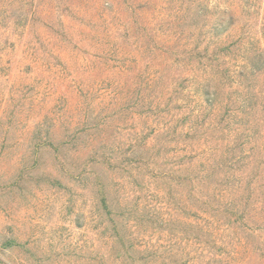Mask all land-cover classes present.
Instances as JSON below:
<instances>
[{"label": "rangeland", "instance_id": "1", "mask_svg": "<svg viewBox=\"0 0 264 264\" xmlns=\"http://www.w3.org/2000/svg\"><path fill=\"white\" fill-rule=\"evenodd\" d=\"M263 63L264 0H0V264H264Z\"/></svg>", "mask_w": 264, "mask_h": 264}, {"label": "trees", "instance_id": "2", "mask_svg": "<svg viewBox=\"0 0 264 264\" xmlns=\"http://www.w3.org/2000/svg\"><path fill=\"white\" fill-rule=\"evenodd\" d=\"M259 62H258V60H255V61H253V59H252V62H251V66L253 67V68H255L256 70H258L259 68ZM263 66H264V63L262 64ZM258 68V69H257ZM259 72V71H258ZM241 75H244L243 73L241 74ZM205 94H206V92H205ZM248 183H251V181H248ZM247 183V184H248ZM247 184H245V185H247ZM224 196V194H220V196ZM249 200L250 199H248L247 201H246V203H245V205H249ZM220 203H221V201H220ZM247 208V207H246ZM245 208V209H246ZM244 209V210H245ZM220 210H222L223 212H225L227 215L230 213V214H232V216H235L236 217V219L238 220V221H244V219L249 215L248 213H245L244 211H241V210H236L235 208H230L229 207V204L228 203H224V204H221V206H220ZM248 210V209H247ZM249 211V210H248Z\"/></svg>", "mask_w": 264, "mask_h": 264}, {"label": "clouds", "instance_id": "3", "mask_svg": "<svg viewBox=\"0 0 264 264\" xmlns=\"http://www.w3.org/2000/svg\"><path fill=\"white\" fill-rule=\"evenodd\" d=\"M219 12L221 13L219 18L222 19L225 23L231 20V9L230 8H221Z\"/></svg>", "mask_w": 264, "mask_h": 264}]
</instances>
